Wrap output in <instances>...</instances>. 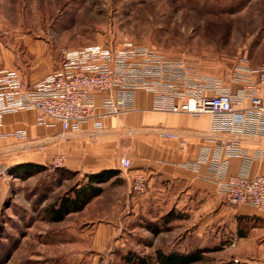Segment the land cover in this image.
<instances>
[{
  "label": "rangeland",
  "instance_id": "374dc122",
  "mask_svg": "<svg viewBox=\"0 0 264 264\" xmlns=\"http://www.w3.org/2000/svg\"><path fill=\"white\" fill-rule=\"evenodd\" d=\"M124 41L206 72L239 58L264 66V0H0V71L26 80L58 70L63 50ZM10 157L0 159V264H126L156 250L202 255L193 264H264L262 238H216L196 210L171 208L168 193L133 196L123 169L100 172L111 176L101 192L53 221L51 209L88 179Z\"/></svg>",
  "mask_w": 264,
  "mask_h": 264
},
{
  "label": "built area",
  "instance_id": "2783aa9c",
  "mask_svg": "<svg viewBox=\"0 0 264 264\" xmlns=\"http://www.w3.org/2000/svg\"><path fill=\"white\" fill-rule=\"evenodd\" d=\"M239 58L231 72V81L241 82L236 93L220 88V79L196 74L181 59L170 58L153 48L124 41L116 47L90 45L63 50L60 68L34 83H29L18 71L0 72V124L5 114L32 110L40 124L45 118L58 123L61 132L78 133L81 126L91 122L95 129L105 128L103 121L132 108L133 95L143 90L153 96L152 109L171 113L208 114L212 128L225 121L241 123L247 112L264 116V99L259 96L264 85V66H246ZM245 74H241L243 71ZM256 75L252 79V75ZM99 98L96 99V94ZM208 93V94H205ZM244 101L248 108L238 107ZM11 137L25 139L24 132L14 131ZM172 138L171 134H162ZM242 157L244 164L236 175H228V159ZM264 160V149L251 155L230 141L215 147H203L197 161L188 167L198 172L207 164L205 179L231 206L246 205L256 211L264 210V170L249 176L253 160ZM53 162L62 166L64 157L56 155ZM120 167L128 170L131 162L121 157ZM130 193L138 197L147 189L143 173L133 175Z\"/></svg>",
  "mask_w": 264,
  "mask_h": 264
},
{
  "label": "crops",
  "instance_id": "0c3cea01",
  "mask_svg": "<svg viewBox=\"0 0 264 264\" xmlns=\"http://www.w3.org/2000/svg\"><path fill=\"white\" fill-rule=\"evenodd\" d=\"M234 65L214 72L189 66L198 75L220 79V88L234 94L242 85L239 81H231ZM240 73L245 74L244 70ZM251 78L255 79L256 75ZM27 80L29 83L38 81L31 75ZM95 96L99 98L98 93ZM259 96L264 99V85ZM152 99L150 93L138 90L133 95L132 108L104 120L103 130L95 129L91 122H86L75 134L62 133L60 125L48 118H45V125L40 124L32 110L5 114L0 124V159L6 160L11 156L9 160L13 161L32 159L46 162L62 155V166L68 171L81 172L87 180L89 175L105 170H122L119 160L127 157L131 167L124 171L125 178L130 186L133 175L143 173L147 178V198L154 193H168L165 200L170 202L171 208L184 205L196 210L202 215L204 226L211 231L217 229L216 238L226 240L229 237L237 241L259 237L264 240V210L259 212L246 205H229L215 186L204 178L207 164L200 165L197 173L188 167L197 161L201 148L219 146L228 141L250 155L264 149V116L256 117L249 111L245 119L232 125L231 129L225 121H221L223 118L228 120L226 117L218 119L217 128H212V119L208 114L155 111ZM238 107L248 108L249 102L244 101ZM14 131L24 132L25 139L11 137ZM162 134L173 137L166 138ZM243 164L242 157H230L228 175H236ZM263 170L264 160H253L249 176L260 174Z\"/></svg>",
  "mask_w": 264,
  "mask_h": 264
},
{
  "label": "trees",
  "instance_id": "16d2710c",
  "mask_svg": "<svg viewBox=\"0 0 264 264\" xmlns=\"http://www.w3.org/2000/svg\"><path fill=\"white\" fill-rule=\"evenodd\" d=\"M109 173H99L88 176V183L75 191L73 197L62 198L55 209H51L50 216L53 221H61L71 212H78L88 203V201L101 192L96 184H102L110 179ZM202 255L197 253L188 254H164L160 250L155 251V257L129 253L125 257L126 264H193L202 260Z\"/></svg>",
  "mask_w": 264,
  "mask_h": 264
}]
</instances>
